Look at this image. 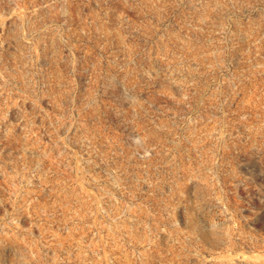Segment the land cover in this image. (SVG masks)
<instances>
[{
	"label": "rangeland",
	"instance_id": "rangeland-1",
	"mask_svg": "<svg viewBox=\"0 0 264 264\" xmlns=\"http://www.w3.org/2000/svg\"><path fill=\"white\" fill-rule=\"evenodd\" d=\"M0 264H264V0H0Z\"/></svg>",
	"mask_w": 264,
	"mask_h": 264
}]
</instances>
